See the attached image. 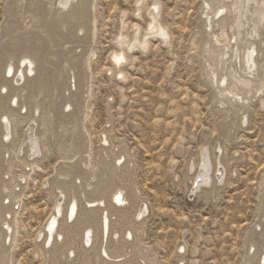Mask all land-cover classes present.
Here are the masks:
<instances>
[{
	"label": "rangeland",
	"instance_id": "obj_1",
	"mask_svg": "<svg viewBox=\"0 0 264 264\" xmlns=\"http://www.w3.org/2000/svg\"><path fill=\"white\" fill-rule=\"evenodd\" d=\"M30 1L41 2L48 14L59 7L57 0H0V55L8 44V28L37 31L40 20L30 14ZM92 1L97 23L92 42L96 54L89 71L92 96H88L87 119L84 116L80 123L91 151L86 172L94 180L103 147L112 152L114 163L119 150H125L122 163L131 162L139 199L148 207L136 238L152 264H248L264 252V106L259 104L264 90L239 96L231 90L233 81L224 87L219 84L223 65L224 73L230 67L240 70L239 59L230 64L231 49L226 46L232 37L230 10L216 20L218 0H145L140 13L141 0ZM154 4L159 5V23L170 33L169 44L151 38L148 50L138 47L132 53L127 44L117 45L122 33L128 43L136 37L142 40ZM224 24L225 38L220 39ZM250 42L259 51L260 46L264 49L261 38L244 41ZM122 47L129 58L121 68L125 79L118 78L110 60ZM76 51L81 54L84 49ZM263 58L260 51L257 75L261 78ZM255 75L248 76L253 86L261 79ZM17 110L11 117L7 174L2 176L9 191H0L1 204L15 209V221L0 259L1 264H44L39 236L55 205L44 184L59 164L72 157L71 138L78 128L75 122L61 124L58 132L63 141L56 142V116L45 115L47 147L42 146L40 158H29L23 147L33 122L29 109ZM244 112L247 119L242 126L239 118ZM228 124L232 131L225 135L223 127ZM220 141L232 173L228 183L215 199L190 198L186 164L198 162L205 144L214 155Z\"/></svg>",
	"mask_w": 264,
	"mask_h": 264
},
{
	"label": "bare ground",
	"instance_id": "obj_2",
	"mask_svg": "<svg viewBox=\"0 0 264 264\" xmlns=\"http://www.w3.org/2000/svg\"><path fill=\"white\" fill-rule=\"evenodd\" d=\"M144 1L138 2L139 13ZM226 1H217L214 14L216 20L227 10L232 14L229 18L232 37L228 43L226 40L225 42L231 49L230 64L239 59L240 70L230 67V72L224 73L223 65L219 84L224 87L228 80L233 81L231 90L239 96L247 95L253 89L263 91L264 58L261 65L262 79L261 75H257V56L264 49L260 46L259 51L255 43L245 44L244 41L258 37V40L261 38L260 44H264V0H231L229 5ZM56 4L59 6L56 5V12L48 14L41 2L30 1V14L40 20L36 32H20L19 28L6 30L8 44L0 55L1 194L9 191L7 184L2 183V176L7 174L4 164L10 159L8 143L13 134L11 117L18 112L17 109H29L33 122L23 147L29 158H40L42 146L47 147L44 143V140L47 141V134L46 131L43 132V127L47 128L48 125L45 115L53 113L56 116V142L63 141L58 132L59 126L75 122L78 130L71 138L72 157L59 164L55 175L44 184L46 188L49 186L50 194L55 197L54 209L49 215L45 230L39 236L41 252L45 256L44 264H152L151 259L142 251L138 237L136 238V234L143 230L148 207L145 201L139 199L131 162L126 161L124 165L122 163L127 156L125 150H119L115 155L118 162L114 163L112 152L103 147L94 180L86 172L91 151L88 136L84 135L80 123L84 121V116L87 119L86 114L90 112L88 96H92L89 71L96 54L92 42L97 36V23L91 13L93 1L57 0ZM152 8V20L142 40L136 37L132 43H128L127 35L122 33L117 45L127 44L128 52L132 53L138 47L148 50L151 38L162 45L169 44L170 33L158 20L159 5L154 4ZM226 27L224 24L223 32L218 36L220 39L225 38ZM80 35L84 37L81 39ZM77 49H84V52L78 54ZM110 60L118 78H127L121 70L129 60L127 51L122 47V51L111 54ZM251 75L261 78L255 86L248 79ZM259 104L264 106V98ZM246 113L239 118L242 126L246 124ZM223 129L227 135L232 131V126L228 124ZM104 143H108L107 138ZM215 150L217 152L212 155L205 144L200 150L198 162L192 164L190 161L186 164V179L191 182L188 184L190 198L200 195L199 198L215 199L220 187L228 183L232 173L223 159L221 141ZM7 153L9 158L6 157ZM75 158L76 162L73 161ZM22 180L24 184L26 178ZM14 215L15 209L2 205L0 201V253H5L6 240L12 236ZM10 217H13V221H10ZM254 244H250V251L254 250ZM182 251L184 252V248ZM255 256L248 264H264L263 251L256 258Z\"/></svg>",
	"mask_w": 264,
	"mask_h": 264
},
{
	"label": "snow or ice",
	"instance_id": "obj_3",
	"mask_svg": "<svg viewBox=\"0 0 264 264\" xmlns=\"http://www.w3.org/2000/svg\"><path fill=\"white\" fill-rule=\"evenodd\" d=\"M118 202H119V198H117Z\"/></svg>",
	"mask_w": 264,
	"mask_h": 264
}]
</instances>
